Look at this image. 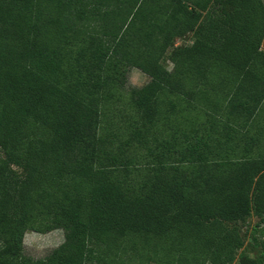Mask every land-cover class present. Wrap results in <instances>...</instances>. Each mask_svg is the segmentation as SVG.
Listing matches in <instances>:
<instances>
[{
  "label": "trees",
  "instance_id": "1",
  "mask_svg": "<svg viewBox=\"0 0 264 264\" xmlns=\"http://www.w3.org/2000/svg\"><path fill=\"white\" fill-rule=\"evenodd\" d=\"M217 80L264 93V0H0V264H264V153L216 142Z\"/></svg>",
  "mask_w": 264,
  "mask_h": 264
},
{
  "label": "crops",
  "instance_id": "2",
  "mask_svg": "<svg viewBox=\"0 0 264 264\" xmlns=\"http://www.w3.org/2000/svg\"><path fill=\"white\" fill-rule=\"evenodd\" d=\"M173 68L174 64L170 62L168 71ZM229 84L217 80L216 93L211 94L223 112L222 128L216 132V142L221 140L228 144L232 161L248 160L244 158L245 154L257 158L264 153V93H252L250 85L246 84L249 93H234L236 89L232 90Z\"/></svg>",
  "mask_w": 264,
  "mask_h": 264
},
{
  "label": "rangeland",
  "instance_id": "3",
  "mask_svg": "<svg viewBox=\"0 0 264 264\" xmlns=\"http://www.w3.org/2000/svg\"><path fill=\"white\" fill-rule=\"evenodd\" d=\"M149 82V79L139 70L133 69L128 75V83L125 91L132 88H141ZM15 171L18 175L21 174V170L15 168ZM258 219L252 217L244 228V239L245 247L244 250L247 251L251 257L258 258L261 255V248L255 242L254 233H258ZM64 232L62 230H56L47 234L28 232L25 237V253L29 257L37 260L43 259L49 253L59 247L64 242ZM234 264H239L236 261Z\"/></svg>",
  "mask_w": 264,
  "mask_h": 264
}]
</instances>
